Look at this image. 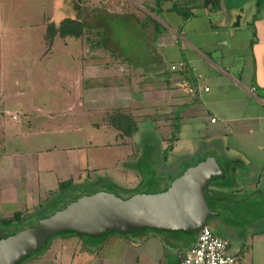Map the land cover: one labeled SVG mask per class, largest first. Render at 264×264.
Wrapping results in <instances>:
<instances>
[{
  "label": "crops",
  "instance_id": "crops-1",
  "mask_svg": "<svg viewBox=\"0 0 264 264\" xmlns=\"http://www.w3.org/2000/svg\"><path fill=\"white\" fill-rule=\"evenodd\" d=\"M82 2L94 4V10L85 8L77 16L75 9ZM172 3L190 15L185 22L169 10ZM61 5L60 13L57 8ZM48 14L43 17H48L47 22L35 26L42 44L46 25L58 17L81 20L82 34L96 39L101 36L103 45L98 40L89 48V43H82V37L69 42L65 38L61 42L63 48L68 49L69 44L71 49L73 41L75 48L84 53L83 57H75L79 60L73 63L77 68L67 71V64L61 70L60 61L50 58L60 39L54 38L47 48L44 44L45 50L39 52L36 60L40 63L45 59L47 71L57 75L54 94L62 99L59 105V101L54 103L53 98H46L43 113L28 95L34 81L25 86V79L15 74L19 55L11 66L4 54L1 39L7 31H0V146L14 143L15 138H29L23 134L24 130L32 138L30 142H45L46 135H52L47 141L50 146L41 152L54 148L66 160L67 151L79 143L86 144L78 136L82 140H75L73 147H68L64 120L73 106L67 103V95L80 106L83 104L79 98L83 99L87 108L83 114L96 109L102 114L111 111L113 116H125L134 127L129 136L113 129L108 122L111 115H102L117 140L115 147L121 150L128 147V152L118 157L120 163L115 162L120 165L118 175L113 178L121 181L126 177L132 181L131 187H135L157 177L159 173L150 166L153 158L151 155L143 158L144 151L139 149L143 145L151 147L153 142L158 145L157 160L165 167L186 161L190 163L188 170L213 161L216 176L203 188L208 214L204 225L227 242V252L235 256L236 264H264V0H80L78 4L74 0H52V14ZM123 21H128L131 27L129 32L122 31L131 35L127 39L130 44H125L118 30L120 25V29L127 28ZM107 24L109 36L105 33ZM124 47L127 54L122 53ZM89 50H99L96 54L99 56L94 59ZM48 62L58 67H48ZM177 63L184 66L185 77L168 70L169 65ZM95 77L100 81H94ZM183 78L193 90L189 96L176 87ZM202 87L206 92L201 91ZM35 114L45 115L44 120H28V116ZM59 114L64 116L57 120L54 116ZM55 125H64L66 129L56 132L54 129L59 127ZM140 126L144 127L142 132H163L162 140L145 138L142 132L137 136ZM72 128L69 130L75 134L80 126L74 131ZM102 129L100 126L99 131ZM87 136L94 138L84 134L86 139ZM3 157H9V164H3ZM20 161L21 154L16 150L0 154V219H10L16 213L22 219L36 206H40L36 213L41 216L47 209L44 207L47 198L55 196L52 194L55 190L33 192V174L27 173L23 178ZM140 162L141 167L137 165ZM81 177L79 171L68 173L65 178L72 182L69 187H73V182H79ZM21 179L26 181L24 186L23 182L19 184ZM94 180L101 185L99 177ZM115 180L112 186L118 183ZM244 225L246 234H235V226ZM2 232L0 229V235ZM196 235L197 232L191 235L184 231L142 228L128 234L111 232L98 238L57 236L51 242L52 251L36 255L25 264H178L182 251L192 245Z\"/></svg>",
  "mask_w": 264,
  "mask_h": 264
},
{
  "label": "rangeland",
  "instance_id": "rangeland-1",
  "mask_svg": "<svg viewBox=\"0 0 264 264\" xmlns=\"http://www.w3.org/2000/svg\"><path fill=\"white\" fill-rule=\"evenodd\" d=\"M81 4L82 5L76 7L75 12L73 11L74 13H76L77 16H80V12L85 8L94 10V4L91 5L90 3L88 4V2H82ZM85 4H87V6ZM59 7H62V5L58 6L57 8L58 12L61 13ZM48 13L52 14V0H0V31H7L5 36L1 39V43L2 45H4V54L8 56V61L11 62V66L14 63L15 56L19 55L17 57L18 64L15 66V74L17 73L21 76V78L25 79V86H27L31 80L34 81L33 86L28 89V95L30 99H33L35 101V105L41 107L43 113L44 111H46L45 109L47 108V105L45 104L46 98H53L54 103L56 101H59V105L61 102L60 99H62V97H58L57 93L54 94L56 86L58 85V83L54 81L57 75L54 76V74H51V72L47 71V63L46 65L43 64L45 62V59L40 63H38V61L36 60V56H38L39 52H43L45 50V47H48V44H46L45 39H43L42 44V39L40 35L36 33L37 29L35 28V26L36 24H41L42 21L44 23L47 22L48 17H43L44 14L49 15ZM61 20L63 19L57 17L53 22L59 24ZM125 22L126 21H123V24ZM120 26L118 27V30H120L119 33L122 39L126 41L125 44H130V42H127V39H129L131 35L122 32L124 30H127V32H129V30L131 29V27L129 26V22H126V29H120ZM80 36L83 38L82 43L84 42V45H86L85 42L89 43V48L90 46L93 47L98 42V40H100L99 44L103 45L101 36H99L97 39L96 37L90 34H81ZM73 39L75 38L73 37ZM73 39H68L67 42ZM61 42L65 41L60 40L56 42V45L53 48L54 52L50 56V58H56L58 61H60L61 70H63V65L67 64V71H74V69L77 68V66H75L74 64L79 63V60L75 57H83L84 53L83 51H80L79 47L75 48L76 43H74L73 41L71 42V49L68 44L69 50L63 48ZM126 48L127 47H124L123 51ZM89 51L92 53L91 55H93L92 57L94 59L95 57L99 56L96 55L99 50ZM53 59L51 61H53ZM20 61H22L23 63H21ZM95 61L96 60H94V62ZM42 64L43 66H41ZM48 64V67H58V65H54V63L52 62H48ZM27 70L29 71L28 73ZM25 75L30 77L25 78ZM37 78L42 79L43 82L38 81ZM94 81L97 82L100 80H98V77H95ZM79 100L81 101L83 106L76 104L77 100L75 101L71 96L67 95V103H70L73 106L71 111H68V113L66 114V118L64 120L67 125L68 147H73V142L75 140L83 139L85 140L86 144L84 145L83 143H79V145L75 147V149L70 150V152L73 151V153L76 152V154L69 155L68 153L70 152L67 151L66 160L63 156L57 155V153H60L61 151L55 150L54 148L50 149V152H41V149L50 146L47 141L51 140L52 135H46L47 138H45V140L47 141L45 142H30L32 138H30V135L28 134L27 130H24L23 134L29 138L20 137L21 139L18 140L15 138L14 143L0 146V154L8 155L10 153H13V150H16L18 153L21 154L20 165L22 166V168L20 169V175H22L24 178L27 173L33 174V176L31 177V189L33 190V192L35 189H39L38 191L42 193L46 192L47 189L55 190V192L52 193L53 195H55L53 196L54 198H51V196L47 198L49 201L46 202V204L44 205V207H47V209L41 216H37L38 214L36 212L39 210L40 206H36L37 208L32 211L34 212L33 214H31L32 212H30L26 214L24 218L16 221L11 225L6 227H0V229H2L4 232L16 235L22 230L25 231L29 228L35 227V225L39 221L43 220L44 217L47 218V216H50L52 214H55L56 212L63 210L65 207H68L69 205L76 202V200L82 196H90L97 192L113 193L115 196H118L121 199H128L137 194H161L167 189L173 179L176 180L181 177L186 172L187 167L190 166V163L186 164V161H181V165L180 162H178L177 164L173 162L170 167L163 166V164L157 160V157L159 158V152H157L158 145L157 143L153 142V146L148 147L143 145L139 147V149L144 151V154L142 155L143 158H146L147 155L148 157L149 155H151L150 158H153V161L151 162L152 164L150 163V166L151 168H153L154 171L159 173L157 174V177H154L152 180L149 181H143L140 186H138V184L135 185V187L137 188L131 187L132 181L129 179H125L126 177L124 179H119L121 181L123 180L122 182L115 180L113 177L118 175L117 169L119 168L118 165H120L116 164L115 162L119 161L120 163L121 159L118 157H120V154L122 152H128V147L126 148V150H121L120 148L117 149V147H115V142L117 140H115L113 132H110L108 122L104 119L105 116H102L105 114L111 115V111H109L110 113L102 114L101 112L95 109L92 111L90 110V112H87V114H83L82 111L85 112L87 108L85 107L86 105L83 103V99L79 98ZM55 110H57L56 107ZM44 116L45 115L35 114L28 116V120H31L32 122H41V120H44ZM63 116L64 114H59L54 117L57 120H60ZM89 124H94L95 126H90ZM79 126V131L75 132V134L70 132L69 129L71 127H73L71 131H74L76 127ZM100 126L103 127L101 131H99ZM55 127H59L54 129L56 132L66 129V126L64 125H55ZM143 129L144 127L140 126L136 130L137 136L138 134H141ZM45 132L46 131H43V133ZM59 133L64 134L65 132ZM69 133L72 135V137H70ZM84 134L92 135L94 136V138L87 136L86 139V137H84ZM142 134L145 138L150 137L155 140L157 138L158 140H162L163 138V132L161 131H144L142 132ZM167 135H171V130L167 131ZM185 135H187V132H185ZM78 136H80L82 139L76 138ZM83 152L85 156H83ZM28 153L31 154L27 155ZM75 155L78 158L75 157L77 159V162L73 163V161L75 160V158L73 157ZM3 159V164H9V157H3ZM70 159L71 161L69 162V165L71 169H68L67 161ZM86 165L88 168H86ZM137 165L141 167L143 163L140 162L137 163ZM124 168L125 170H127V166H124ZM66 171L68 172L66 173ZM79 171L82 173L81 180L79 182H73L72 189L67 190L68 183H70L71 186L72 182H70V180H66V175L71 172L76 173ZM101 175H105L104 177L106 178H100ZM97 177H99L101 185H96L98 184V182L94 179ZM112 179L118 183L115 182L116 184H113L112 186ZM86 180L88 181L85 182ZM22 182L24 186V184L26 183L25 179L19 180V184H22ZM119 182L121 183L119 184ZM56 184L57 187L59 184H61L60 189H56ZM35 193L37 192L35 191ZM44 200L42 202H44ZM206 225H208V223H206ZM245 227L246 225L241 227L235 226V234L237 233L240 234V236H243L246 232ZM107 233L111 232L109 231ZM195 233L196 232H190L191 235ZM57 236L68 237L69 234L65 232H60L52 235V237H50L47 242L41 246L39 250H36L27 255V257L22 258L19 262H17V264H25L26 262L32 260L36 255L43 254L45 251V254L52 251L53 247H50L51 242H53L55 240L54 238H56ZM77 236L85 237L84 233L77 234L76 236L74 234H71V236L69 237ZM96 238L98 237L96 236ZM225 239L227 240L228 238L226 237Z\"/></svg>",
  "mask_w": 264,
  "mask_h": 264
},
{
  "label": "water",
  "instance_id": "water-1",
  "mask_svg": "<svg viewBox=\"0 0 264 264\" xmlns=\"http://www.w3.org/2000/svg\"><path fill=\"white\" fill-rule=\"evenodd\" d=\"M216 171L211 160L199 163L173 179L161 194H137L128 199L108 192L82 196L35 227L0 240V264H17L38 250L47 237L68 230L85 236L109 231L128 234L142 228L198 232L208 215L203 188Z\"/></svg>",
  "mask_w": 264,
  "mask_h": 264
},
{
  "label": "built area",
  "instance_id": "built-area-1",
  "mask_svg": "<svg viewBox=\"0 0 264 264\" xmlns=\"http://www.w3.org/2000/svg\"><path fill=\"white\" fill-rule=\"evenodd\" d=\"M168 70L181 77H185L186 74L185 68L181 63L169 65ZM176 87L188 96L193 92L184 78L180 80ZM201 91L206 92V89L202 87ZM209 122H212V120ZM236 261L235 256L227 252V242L213 234L204 225L198 230L192 245L182 251L178 264H236Z\"/></svg>",
  "mask_w": 264,
  "mask_h": 264
},
{
  "label": "trees",
  "instance_id": "trees-1",
  "mask_svg": "<svg viewBox=\"0 0 264 264\" xmlns=\"http://www.w3.org/2000/svg\"><path fill=\"white\" fill-rule=\"evenodd\" d=\"M74 1L76 2V4H78L80 2V0H74ZM205 1H208V0H204V2ZM169 10H171L175 14H177L182 19V22H185L186 19L190 17V15L186 13V11H184L178 5H175L173 3L171 4ZM109 25L110 24L106 25L108 32H107V30L105 32V33H107L108 36L110 34ZM82 26H83L82 21L77 19V18H75V19L74 18L73 19H70V18L64 19L57 26L54 25V23L48 24L45 27V33H44V39L46 41V44H48V47H50L52 40L54 38H58L60 40H64L65 38L73 39V37L74 38H80L81 37L80 35L82 34ZM126 52H128V50L125 52H122V53L127 54ZM108 122L110 123V125L113 127L114 130L122 133L125 136H129L131 134V132L134 131L133 125L129 122V120L125 116H122V115H119V116L114 115L113 116V115H111L108 117ZM68 186H70V183H68V185H67V190H71L72 187L68 188ZM60 187H61V184L58 185L59 189H60ZM18 220H20V214L16 213L10 219H7V220L6 219H0V226L6 227V226H9L10 224L18 221ZM63 232L68 233L69 236H71V234L72 235L74 234L75 236L77 234H80L79 232H75V231H71V230L63 231ZM111 232H114V231H111ZM52 235H54V234H52ZM52 235L47 237L46 241L42 245H44L47 242V240L50 237H52ZM11 236H14V235L8 234L7 232L3 231L2 235H0V240H3L5 238H9ZM101 236H104V235H100L98 237H101ZM92 237H94V236H92Z\"/></svg>",
  "mask_w": 264,
  "mask_h": 264
},
{
  "label": "flooded vegetation",
  "instance_id": "flooded-vegetation-1",
  "mask_svg": "<svg viewBox=\"0 0 264 264\" xmlns=\"http://www.w3.org/2000/svg\"><path fill=\"white\" fill-rule=\"evenodd\" d=\"M116 197H118V196H116Z\"/></svg>",
  "mask_w": 264,
  "mask_h": 264
}]
</instances>
